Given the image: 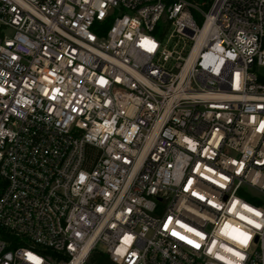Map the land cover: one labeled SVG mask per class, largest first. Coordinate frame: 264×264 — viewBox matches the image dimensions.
<instances>
[{"label": "built area", "instance_id": "built-area-1", "mask_svg": "<svg viewBox=\"0 0 264 264\" xmlns=\"http://www.w3.org/2000/svg\"><path fill=\"white\" fill-rule=\"evenodd\" d=\"M263 68L264 0H0V264H264Z\"/></svg>", "mask_w": 264, "mask_h": 264}, {"label": "trees", "instance_id": "trees-1", "mask_svg": "<svg viewBox=\"0 0 264 264\" xmlns=\"http://www.w3.org/2000/svg\"><path fill=\"white\" fill-rule=\"evenodd\" d=\"M194 4L201 6L203 9H206L211 0H188ZM197 21L200 23V17H196ZM106 26H109V22L105 23ZM3 238H6V235L2 234ZM88 264H111L107 257L100 252H93L89 257Z\"/></svg>", "mask_w": 264, "mask_h": 264}, {"label": "snow or ice", "instance_id": "snow-or-ice-1", "mask_svg": "<svg viewBox=\"0 0 264 264\" xmlns=\"http://www.w3.org/2000/svg\"><path fill=\"white\" fill-rule=\"evenodd\" d=\"M262 127H264V125H262ZM249 211H252L251 209H249ZM255 215H259V213H254ZM240 236V242L243 244V243H246L247 242V239L248 237L243 235L242 233L239 234ZM195 246V245H194Z\"/></svg>", "mask_w": 264, "mask_h": 264}, {"label": "rangeland", "instance_id": "rangeland-1", "mask_svg": "<svg viewBox=\"0 0 264 264\" xmlns=\"http://www.w3.org/2000/svg\"><path fill=\"white\" fill-rule=\"evenodd\" d=\"M260 73H264V68L260 70ZM99 250H100V248H99Z\"/></svg>", "mask_w": 264, "mask_h": 264}]
</instances>
